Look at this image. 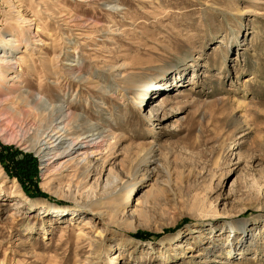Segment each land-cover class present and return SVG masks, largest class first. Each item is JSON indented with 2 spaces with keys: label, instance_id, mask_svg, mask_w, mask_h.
<instances>
[{
  "label": "rangeland",
  "instance_id": "obj_1",
  "mask_svg": "<svg viewBox=\"0 0 264 264\" xmlns=\"http://www.w3.org/2000/svg\"><path fill=\"white\" fill-rule=\"evenodd\" d=\"M16 1L0 0V34L19 5L35 29L0 100L37 94L98 135L88 179L0 138V264H264V0ZM147 76L138 103L126 84ZM26 154L42 194L10 174ZM109 170L136 184L124 223Z\"/></svg>",
  "mask_w": 264,
  "mask_h": 264
},
{
  "label": "bare ground",
  "instance_id": "obj_2",
  "mask_svg": "<svg viewBox=\"0 0 264 264\" xmlns=\"http://www.w3.org/2000/svg\"><path fill=\"white\" fill-rule=\"evenodd\" d=\"M12 2L15 3L17 1L12 0ZM14 3L11 4L12 7H14ZM13 14L18 22L17 27L11 30L8 35L0 34V89L4 84L3 77L5 72L14 69L20 71L18 62H24V57H15V55L22 45L28 44V39L31 35L30 31H34L35 29L32 27L34 20L27 18L22 13L20 5L13 11ZM26 30L29 31L28 35ZM35 31L38 32V30ZM151 79H155L156 82L158 77L147 76L139 84L135 80L131 79V82L127 80L126 87L127 89H131L138 103L143 99H148L146 97V89L150 87ZM42 99L41 96L36 94L32 95L31 102H29V96L27 97L25 94H22L16 101V106L13 103L7 105V101L4 105L3 101L0 100V138L4 142L24 146L31 154L33 153L38 159L42 160L43 164L50 163V165L48 164L50 172L61 174L66 169H73L74 173L88 179L91 173V166L95 163V160L89 159V156L94 154L93 151L96 147L95 136L98 135V133L95 134V131L97 130L92 129L88 134L83 133L82 127L90 125L79 114H67L63 111L62 105L54 106L47 99ZM32 105L34 110L29 108ZM27 108L29 110L26 111L25 109ZM141 172L139 169L135 170L133 177ZM149 177L148 170L144 169L140 181ZM106 181L109 185L114 184L107 196V200L114 210L113 218L115 222L124 223L123 219L126 210L131 204L136 184L133 181L117 183L116 175L114 176L110 170L108 171ZM72 186L68 185V189L72 190ZM83 188L76 185L73 190L78 192ZM93 192L92 188L88 192H83L86 199H88L85 207H88L92 212L95 211L97 216L104 221L106 220V213L100 212L97 209L101 201L97 199L89 200V194L91 193L92 195ZM211 210L212 208L210 207L209 209H205L204 212H211ZM54 212H62V210H55ZM137 214V209H134L131 216L133 217ZM244 229L245 223L241 224L240 228L229 226L230 231L241 230L244 232ZM241 247H231L227 251V255H233L237 251H240ZM116 260L117 257L113 261Z\"/></svg>",
  "mask_w": 264,
  "mask_h": 264
},
{
  "label": "trees",
  "instance_id": "obj_3",
  "mask_svg": "<svg viewBox=\"0 0 264 264\" xmlns=\"http://www.w3.org/2000/svg\"><path fill=\"white\" fill-rule=\"evenodd\" d=\"M6 149L10 150L11 153H14L13 155H16V151H12L11 147H6ZM16 152V153H15ZM30 154L26 156L23 155L22 158L20 159V161H14V159H10L11 163H10V168H11V176L15 177L18 179L19 183L21 184L22 188L24 189V191L30 195V190L32 191L31 184L32 181L34 182V180L32 179V177L36 174V161L32 160L30 158ZM36 182V181H35ZM34 182V183H35ZM34 190H35V194L38 195L40 192L36 189V183L34 185ZM42 194V193H40ZM31 196V195H30Z\"/></svg>",
  "mask_w": 264,
  "mask_h": 264
}]
</instances>
